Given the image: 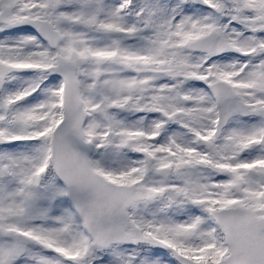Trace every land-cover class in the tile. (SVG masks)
<instances>
[{
  "label": "snow or ice",
  "instance_id": "obj_1",
  "mask_svg": "<svg viewBox=\"0 0 264 264\" xmlns=\"http://www.w3.org/2000/svg\"><path fill=\"white\" fill-rule=\"evenodd\" d=\"M0 264H264V0H0Z\"/></svg>",
  "mask_w": 264,
  "mask_h": 264
}]
</instances>
